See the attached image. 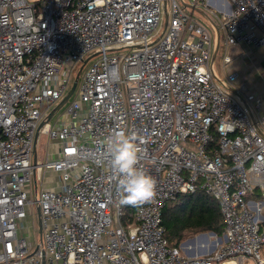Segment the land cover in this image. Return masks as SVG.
I'll return each mask as SVG.
<instances>
[{
	"label": "built area",
	"instance_id": "2783aa9c",
	"mask_svg": "<svg viewBox=\"0 0 264 264\" xmlns=\"http://www.w3.org/2000/svg\"><path fill=\"white\" fill-rule=\"evenodd\" d=\"M204 2L226 47H264V0H0V264H264L263 206L248 199L264 188L263 101L237 72L217 73L216 32L188 6ZM87 58L78 96L39 133L60 149L35 163L38 127ZM120 131L137 133L157 181L140 207L119 203ZM45 170L60 184L33 197ZM199 188L217 200L224 235L214 252L183 253L163 210ZM34 205L37 244L24 234Z\"/></svg>",
	"mask_w": 264,
	"mask_h": 264
},
{
	"label": "rangeland",
	"instance_id": "374dc122",
	"mask_svg": "<svg viewBox=\"0 0 264 264\" xmlns=\"http://www.w3.org/2000/svg\"><path fill=\"white\" fill-rule=\"evenodd\" d=\"M187 1H190V0H187ZM197 8H199V9L203 10L204 12H206L214 20L216 26L219 28L221 45H220L219 52L217 54V58L215 60V68H216L217 73L220 76L225 77L226 76L225 70L227 68L226 67L223 68V57H224L225 54L234 55V53L231 52L232 47H226L225 44H224L225 43L226 35H225V30L221 27V21H219L218 18L216 16H214L213 14L212 15L210 14V10L211 11L218 12L217 11V8H216V6H213V5H210V4L208 5L205 2L204 3H199V5L197 6ZM199 17H200V20L213 33V29H212L213 26H212V24L206 18H204V17L202 18L201 16H199ZM165 19H164L163 23H165V21H166ZM258 48H261V47L251 46L250 47V53L256 54L257 51H258ZM255 60H257V58H255L254 60H252V62H254ZM86 68H87V65L84 68L83 72L81 73V76L79 78V83H78V86L76 88V91H75L74 95L69 99V101L64 105V107L61 108V110L58 111L53 116V118L51 119V124H55L56 123V121L59 119V116L61 115V113L63 112V110L70 105V103L72 102V100L75 97L78 96V93H79V91L81 89V85H82V82H83V77H84ZM78 71H79V67H76V69L74 70V72H73V74L71 76V83L69 85V89L71 88L74 80L76 79L77 74H78ZM240 84L241 85H244L241 82H240ZM56 105L57 104H54L53 105V108ZM50 142H51L50 141V138L47 137V135L40 134L39 141H38V144H37V151H38L37 156H38V162L39 163H44L49 158V155H50V152L49 151L50 150H53V152L56 150L55 147L51 146V143ZM55 156H56V154H54V157ZM51 177H52V174H49L47 170H45L43 172V180L37 182V189L39 190V192H40V189L45 185L46 182L53 183L50 180ZM30 190L32 192V196L35 197V195H36V188H35L34 181H32V186L30 187ZM173 202L176 203L175 200H173ZM168 203H171V201H169ZM24 234H25L26 237L31 238L30 240L33 243H35V244L41 242V237H40V222H39L38 207H37V205H34L32 207V209H31V216L27 220V229L24 231ZM222 237H223V235L222 236H219L217 234H212L211 232H200L198 234L191 235V236L187 237L185 240H183L181 242L180 246H183V248H184L183 253H185L184 251H187V248L188 247L189 248H192L191 249V252L193 254H204L206 252H214L216 250L217 246L219 245V242H220L219 238H222ZM189 255H191V254H189Z\"/></svg>",
	"mask_w": 264,
	"mask_h": 264
},
{
	"label": "clouds",
	"instance_id": "9594fccd",
	"mask_svg": "<svg viewBox=\"0 0 264 264\" xmlns=\"http://www.w3.org/2000/svg\"><path fill=\"white\" fill-rule=\"evenodd\" d=\"M136 132L120 131L110 142L111 167L122 205L140 207L156 195V179L140 165Z\"/></svg>",
	"mask_w": 264,
	"mask_h": 264
},
{
	"label": "trees",
	"instance_id": "16d2710c",
	"mask_svg": "<svg viewBox=\"0 0 264 264\" xmlns=\"http://www.w3.org/2000/svg\"><path fill=\"white\" fill-rule=\"evenodd\" d=\"M175 201L166 204L163 210V224L170 244L180 246L187 237L200 232L224 235L219 204L203 188L182 194Z\"/></svg>",
	"mask_w": 264,
	"mask_h": 264
},
{
	"label": "crops",
	"instance_id": "0c3cea01",
	"mask_svg": "<svg viewBox=\"0 0 264 264\" xmlns=\"http://www.w3.org/2000/svg\"><path fill=\"white\" fill-rule=\"evenodd\" d=\"M214 3L215 1L213 2V4ZM213 28L216 32V41H218V35L216 31L217 29L215 26H213ZM220 45H221V39H220ZM220 45H219V49H220ZM216 47H217V43H216ZM216 47H215V50H216ZM231 47H232L231 52L234 53V55H231L232 62L226 67L227 68L226 70L224 69L225 72L226 73L230 71L237 72L239 74V83L240 82L243 83L245 87L247 88V90L254 93L255 95L259 97L262 96L261 97L263 101L262 110L264 111V47L258 48V51L256 54L250 53L251 46L246 45V44L235 45ZM219 49H218V52H219ZM216 58H217V55H216ZM255 58H257V60L252 62V60H254ZM223 68H224V64H223ZM249 108L252 109L251 106ZM253 112L255 113V116H258V112L255 109H253L252 113ZM254 113L252 114V116L254 115ZM39 137H38V141H39ZM38 141H37V144H38ZM50 143H51V146L55 147L56 149L54 152L53 150L49 151L50 153L52 152L51 155L54 156V154H57V152L59 151L60 144L55 141H51ZM36 153H38L37 148H36ZM48 173L52 174V177L50 178V180L53 183L46 182L43 187H57L60 184V176L53 171H48ZM42 180H43V177L39 179V181H42ZM37 182L38 181L34 179L35 188L37 187ZM248 199L249 201H251V205L253 207L256 205V202L258 201L262 202L263 213H264V188H262L261 186H257L254 190V193L248 196Z\"/></svg>",
	"mask_w": 264,
	"mask_h": 264
},
{
	"label": "water",
	"instance_id": "95a60500",
	"mask_svg": "<svg viewBox=\"0 0 264 264\" xmlns=\"http://www.w3.org/2000/svg\"><path fill=\"white\" fill-rule=\"evenodd\" d=\"M189 8H191L192 10L196 11L197 13L201 14L202 17L206 18L213 26L216 27V31H217V35H218V41H217V47H216V50L213 54V62L216 58V55H217V52H218V49H219V45H220V31H219V28L216 26L214 20L206 13L204 12L203 10L197 8V7H194V6H190L188 5ZM89 61V58H87L82 66L80 67L79 71H78V74H77V77L76 79L74 80L70 90L68 91V93L66 94V96L61 100V102L50 112V114L48 115L47 117V120L46 121H43L39 127H38V130L36 132V138H35V152H36V148H37V141H38V137H39V133H40V130L42 128V126L47 122V121H50L53 116L69 101V99L74 95L75 91H76V88L78 86V82H79V78L81 76V73L83 71V68L85 67V65L87 64V62ZM246 104L247 107H249V104L245 101L244 102ZM37 160H38V157H37V153H35V157H34V162L37 163ZM38 216H39V222H40V216H41V212L40 210L38 209ZM212 234H215L214 232H211ZM40 237H42V226H41V222H40ZM222 239L220 238V241ZM43 264H46V261L44 260L43 261Z\"/></svg>",
	"mask_w": 264,
	"mask_h": 264
},
{
	"label": "bare ground",
	"instance_id": "6f19581e",
	"mask_svg": "<svg viewBox=\"0 0 264 264\" xmlns=\"http://www.w3.org/2000/svg\"><path fill=\"white\" fill-rule=\"evenodd\" d=\"M189 249H192V248H189Z\"/></svg>",
	"mask_w": 264,
	"mask_h": 264
}]
</instances>
